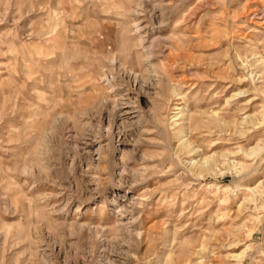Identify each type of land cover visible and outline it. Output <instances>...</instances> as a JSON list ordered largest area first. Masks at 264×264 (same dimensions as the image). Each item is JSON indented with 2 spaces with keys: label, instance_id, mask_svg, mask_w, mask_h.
Here are the masks:
<instances>
[{
  "label": "rangeland",
  "instance_id": "374dc122",
  "mask_svg": "<svg viewBox=\"0 0 264 264\" xmlns=\"http://www.w3.org/2000/svg\"><path fill=\"white\" fill-rule=\"evenodd\" d=\"M0 264H264V0H0Z\"/></svg>",
  "mask_w": 264,
  "mask_h": 264
},
{
  "label": "bare ground",
  "instance_id": "6f19581e",
  "mask_svg": "<svg viewBox=\"0 0 264 264\" xmlns=\"http://www.w3.org/2000/svg\"><path fill=\"white\" fill-rule=\"evenodd\" d=\"M261 16H262V15H261ZM246 189H248V190H252L253 188L247 187ZM237 256H239V254H238Z\"/></svg>",
  "mask_w": 264,
  "mask_h": 264
}]
</instances>
